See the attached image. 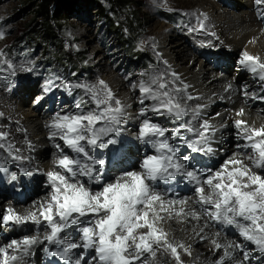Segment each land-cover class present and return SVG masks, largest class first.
Returning a JSON list of instances; mask_svg holds the SVG:
<instances>
[{
	"label": "snow or ice",
	"instance_id": "obj_1",
	"mask_svg": "<svg viewBox=\"0 0 264 264\" xmlns=\"http://www.w3.org/2000/svg\"><path fill=\"white\" fill-rule=\"evenodd\" d=\"M261 2L262 0H256L257 4ZM203 26L201 22L200 27ZM2 37L3 33H0V38ZM2 55L0 52V56ZM258 61V57L245 52L240 63L254 74L259 67L262 70L259 79L264 81V63ZM2 63L4 62L0 61ZM7 67L14 68L11 62H7ZM2 71L4 69L0 67V72ZM161 80L162 77H157L153 78L150 85H145L144 82L140 84L141 104L144 99H151L155 103L150 109L142 107L140 110L139 115L145 118L140 123L138 139L150 144L155 154L145 155L140 164L142 172L126 171L114 182L104 183L95 192L77 177L100 183L97 167L103 169L104 161L95 158L89 149L106 148L115 143V140L105 137L120 132L119 126L124 123L126 116L125 106L114 97L102 80L99 81V89L87 84H69V88L85 89L91 94V102L95 104L88 111L79 109L75 114L63 116L58 113L50 125L57 130L52 133V137L58 136L77 156L70 157L61 150L59 158L54 162L60 171L51 170L46 173L51 193L49 199L40 204L38 212H29L22 216L9 208L2 223L19 225L31 221L39 226L42 218L50 229L44 239L49 244L63 245L62 249L51 254L59 256L66 264H92V261L95 264H135L145 253L154 256V246L170 249L179 264L178 248H184V245L171 243L167 239V233L158 227V221L162 219L159 212L167 211V208L161 195L153 191L147 181L154 183L183 174L189 181L196 183L198 202L210 206L204 211L211 220L234 226L244 240L256 244L259 251L264 253V175L252 170V167L264 169V127L249 128L245 121L236 120V127L241 129L240 138L246 141L243 147L252 150L253 155L248 156L252 167L240 159L226 160L219 171L210 172L201 183L198 174L185 170L177 158V149L169 143L165 135L168 130L146 117L149 110L176 119L185 115L186 109L176 102L166 90L168 85L160 82ZM152 85L157 87L154 89ZM188 99L192 97L188 96ZM237 115L242 116L243 109ZM202 127L204 131L199 133V138L188 143L193 152L211 151L207 147L206 137L209 125L205 123ZM172 135H178V129H174ZM3 138L4 134L0 133V139ZM202 144L205 147H201ZM0 147L3 145L0 144ZM56 147L60 149V145ZM183 159L187 160L188 157ZM4 170V165L0 164V171ZM204 185L210 189L209 194H205ZM73 226L80 234L81 243L61 238L60 234ZM145 228L147 232L139 233L140 229ZM36 243L35 237L26 236L22 241H11L7 248L0 247V255L3 256L0 264H10L19 259L16 255H9L8 249L27 254ZM216 247L219 248L220 245L217 244ZM235 247L242 249L239 244ZM77 248H83L85 252L94 249L95 256L92 261L86 260L84 254L74 258L73 250ZM248 257L249 253L245 251V260Z\"/></svg>",
	"mask_w": 264,
	"mask_h": 264
},
{
	"label": "rangeland",
	"instance_id": "obj_2",
	"mask_svg": "<svg viewBox=\"0 0 264 264\" xmlns=\"http://www.w3.org/2000/svg\"><path fill=\"white\" fill-rule=\"evenodd\" d=\"M123 1L124 3H128L127 8L116 15L110 2L107 0H98V5L93 7H89L86 1L77 0L85 11L79 12L77 9H74L71 13L65 11L62 13V19L58 22L60 27L55 31L61 43L58 45L56 43V45L52 46H56V48L59 47L63 53L68 55V57L70 56V64L56 63L51 59L48 63L49 65H47L45 62L48 56L44 53L45 50L42 49L39 43L40 37L45 31L38 21L29 28V30L34 31L33 33L37 42H34L32 47L30 46L26 49L22 47V41L26 38V31H29L25 30L27 22L30 19L29 6L27 5L29 0H0V33H3V37L0 38V52L3 53V55L0 56V61L4 62L0 64V67L4 69V71L0 72V128L3 125V118L10 116L14 108L13 105L9 107L7 100L9 103L14 104L18 102L20 98H23L26 105L32 104L35 101L36 103L34 102L33 105L39 106L38 110L40 112H44L45 110L49 111L50 117L57 113L61 116L75 114L79 109H84L85 111L91 110L95 107V104L91 102V94L87 93L83 88H69L68 85L87 84L99 89V81L102 80L105 82L102 78L108 74L113 75L117 82H122L127 88L131 89L130 106L128 107L132 110L130 115L137 117L140 121L145 118L139 115L141 108L145 107L150 109L155 102L151 99H144L143 104H141L142 95L140 92V84L144 82L145 85H150V79L153 77L154 70L163 62L162 57H160L154 49V45L151 46V42L153 41L154 43L156 41L157 32L166 31L168 27L172 31L174 27L179 28L192 21L193 18H195L194 15L199 12V0ZM218 1L223 4L225 3V0ZM254 1L256 0H251V3H254ZM102 9L107 15L106 18H103L101 15ZM243 10L249 11V8L243 7ZM109 18L111 21L110 26H108ZM116 28H118V30H116ZM47 42L50 41L47 40ZM186 43L189 45L191 51L195 53L197 48L195 46L193 47V44L187 41ZM125 46L128 47V50L125 49ZM197 51H199V49ZM207 59L211 60L209 62H211L212 65H216V71L219 70L218 72H222V69H219L222 64L220 58L213 60L207 57ZM7 62H11L14 68L8 69ZM235 65L236 62L232 63L225 73L228 78L232 80L238 93L247 94L252 91L256 92L263 90L261 85H256L255 90H252L242 83V81L239 80L241 72L234 68L236 67ZM13 72L14 74H12ZM243 73L246 78L250 75L247 72ZM23 86L26 87L25 91H23ZM260 95H263V92ZM115 98L119 99L117 96H115ZM262 99L263 98H260L259 102H253L254 104L252 103L253 105H251L250 108L255 107L254 105L264 103ZM249 102L250 101H247L246 105ZM191 104L192 108L184 107L186 112L180 119L150 110L146 112V117L152 123L159 124L161 127L168 130L165 135L168 137L169 143L177 149V158L180 157L179 159L184 169L195 171L201 182H203L210 172L219 171L228 157L220 159L221 161L219 160L217 162L216 159L213 160L212 157H210L211 155L209 153L205 151L193 152L188 147L189 142L199 138L198 133H191V131L194 130L195 124H201V126L205 123L208 124L207 118L202 115L198 99H192ZM220 107L226 108L227 113L231 116L233 112L232 107L224 104H221ZM3 112L6 113L5 117L3 116ZM193 116L197 117L196 123L192 122L191 118H193ZM7 123L10 124L15 132H21V124L17 123L13 116L8 117ZM127 124L129 123L127 122L126 114L124 123L119 126V128H121L119 133H124V131L121 132V130H124ZM181 125H184V127H181ZM5 128L6 124L4 129ZM174 129H178V135L176 136L172 135ZM136 131H139V129H136ZM5 132H7V129H5ZM115 135V133H112L108 138L105 137V139L112 138L113 140H118V137ZM117 140L114 144L120 143V141ZM237 142L244 143V140L237 138ZM0 144H2L3 147L7 145L3 139H0ZM109 146H111V144L108 145L106 149L109 148ZM61 150L70 157H74L73 152L64 145L63 141L61 142L60 149L54 148L53 145H49L48 147V153L58 156V158ZM239 150L245 155H253L250 148L243 149L241 147ZM89 151L95 158L104 161L103 169L97 167L100 183H97L95 180H93L94 182L92 183L89 182L87 178L80 177L81 181H83L86 186L89 184L92 187L91 190L95 192L100 190L104 183L114 182L119 174L111 175L110 173L121 171L124 167L119 168L118 164L113 166L108 158L109 155H106L102 148L89 149ZM130 152L131 149L128 148L127 153L129 154ZM184 157H188V159L184 160ZM20 158L22 159L17 164L12 160V154L11 157L5 160V163L12 165V170L17 173H19V168L24 170V174L32 178L31 183H33V185L23 181V183L28 186L29 190L24 200L11 196L7 186L0 190L5 201H10L12 203H27L28 200L35 195L32 193L36 182L33 177H41L42 181L44 178L43 174L38 175L35 173L36 170L33 167H29L28 163H26L28 162V157L25 153L20 155ZM35 159L36 158H34V163H36ZM141 162L142 161L138 157V159H133L130 163H123L122 165H126L127 168L132 166L131 170L135 171L140 168ZM42 171L44 172V170ZM105 171L110 172L108 176H104ZM258 173L264 175V169L259 168ZM180 178L184 179L185 183L177 180L178 185L186 186L184 190L178 188L177 192H182V194L176 195L175 197H173L172 194H167L162 197H172L174 200H183L186 198V193H188L190 189H193L190 194L195 193L196 183L189 181L188 178L182 174H180ZM155 184H153V189L167 193ZM204 187L208 188L207 185H204ZM45 189H47V187H45ZM49 190H46V193ZM41 191H43V189H41L39 193H41ZM207 218L214 231L217 230L224 236L229 235L228 237L234 238L237 243L241 240L239 231L235 230L234 226L217 223L211 220L209 216H207ZM23 226L30 228L29 231H26L28 233H22L21 231H23V229L18 230L16 228L14 230L18 231V233H16V235L12 234L11 237L29 236L34 231V228H36V230L39 229L38 235H44L50 231L47 223L44 222L42 218L39 226L24 224L21 227ZM141 230L142 229L139 230V233H141ZM75 232L77 233L75 228L66 229L62 232V239L68 241L70 234ZM3 240L7 239L0 238V241ZM75 242L81 243L80 234H77ZM186 246L184 245V248H178V251H180V249L184 250L182 254L178 252L180 256L179 264L187 263L189 259V253L185 251ZM192 246L204 256L205 260H215L213 264H218V257L223 256L221 255L223 252L222 249H212L209 245V241L205 239L197 238ZM80 249L82 250V248ZM242 249L236 247L237 254L243 257L244 252L247 251L250 257H248V262L244 260V264H264V253L259 251L256 244L245 241V244H242ZM154 251V256L151 253H145L135 264H178L170 249H165L163 246H154ZM94 256L95 251L91 249L89 253H87L85 259L92 261V257ZM92 264H95V261H92ZM222 264H225V262L223 261Z\"/></svg>",
	"mask_w": 264,
	"mask_h": 264
},
{
	"label": "bare ground",
	"instance_id": "obj_3",
	"mask_svg": "<svg viewBox=\"0 0 264 264\" xmlns=\"http://www.w3.org/2000/svg\"><path fill=\"white\" fill-rule=\"evenodd\" d=\"M225 3L223 4L218 0H199V12L194 15L195 18L192 21L184 24L182 27H174L172 31L168 27L166 31L157 32L156 41L154 43L153 41L150 42L152 43L151 46L154 45L157 54L162 57L163 62L154 70L152 79H149L151 84L153 78L162 77L160 82L168 85L166 90L169 91L170 95L182 107L192 108V99H198L202 115L207 118L209 125L206 137L207 147L211 148V151L205 150V152L209 153L213 160L216 159L218 162L220 159L227 157L229 158L227 160L240 159L246 165L252 167V161L248 159L250 155H245L239 150L241 147L244 149L243 145L246 141L244 140V143L237 142V138H240L241 129L236 127L235 121H245L249 128L264 127V103L254 105L255 107L250 108L254 104L253 102H259L260 98H263L262 100L264 101V81L259 79L262 70L257 67L256 73L254 74L240 63L245 52L251 56L258 57V63H264V0L260 4H257L256 1L251 3V0H225ZM243 7H248L249 11H244ZM201 22H203V28L200 27ZM186 41L193 44V47L195 46L199 51L195 50L196 52L193 53ZM207 57L213 60L220 58L222 64L219 69H222V72H218L219 70L216 71V65H212L209 62L211 60L207 59ZM235 62L236 67L234 68L241 72L239 80L252 90H255L256 85H261L263 90L252 91L247 94L238 93L232 80L225 73L231 64ZM243 72L250 74L248 78L244 76ZM102 79L105 80L106 85L112 91L113 95L117 96L125 106L127 122L129 123L125 126L124 130H121L124 133H119V135L115 133V136L120 141L119 144L113 143L109 148L102 149L106 155H109L108 158L113 166L118 164L119 168L124 167L121 171H132V166L127 168L126 165L122 164L130 163L131 160L138 159V157L143 161L146 154L153 155L155 151L150 144L138 139V131L136 129H139L141 121L137 117L130 115L132 110L128 108L130 106L131 89L127 88L124 83L117 82L111 74L103 76ZM152 87L155 89L157 85H152ZM176 89L180 91L177 92ZM25 90L26 87L23 86V91ZM262 92L263 95H260ZM188 96H191L192 99L189 100ZM247 101L250 102L246 105ZM33 103L26 105L23 98H20L14 104L9 103L7 100L9 107L14 106L10 116H13L15 121L21 124V132H15L10 124H8L9 121L7 123V119L10 116L5 117L6 113L3 112V116L6 119L3 118V121L1 119L3 125L0 128V133L4 134L3 140L7 145L0 148V164H3L5 168L4 171H0V178L2 179L4 187L7 186L9 188L10 185L15 186L19 183V187L28 188L23 183L24 180L18 177L19 173L12 170V165L5 163V160L11 157L12 154L13 157L20 158V155L23 153L28 157V162L26 163H28L29 167H33L36 170V174H43L44 178L43 181L41 177L38 178L35 176L33 178L36 182L32 193L35 195L27 203L5 201L0 191V222H2L6 210L9 208L22 216L28 215L29 212H38L40 204L47 201L51 193V187L46 173L51 170L60 171V169L55 167L54 163L58 159V156L48 153L49 145L57 148L56 145H61L62 142L58 136L52 137V133L57 130L50 126L58 113H54L56 116L51 115L50 117L49 111L45 110L44 112H40L38 110L39 106H34ZM221 104L232 107L233 112L231 116L227 113L226 108L220 107ZM241 109H243V115H237ZM191 119L193 123H196V116H193ZM5 124L7 132L4 129ZM202 131L204 129L201 124H195L194 130L191 133L194 132L199 135ZM201 147H205V145L202 144ZM128 148L131 149L129 154L127 153ZM73 154L74 157L77 156L76 153ZM34 158H36V163H34ZM21 159L12 160L18 164ZM252 170L258 173L259 168L252 167ZM121 171L111 173L105 171L104 176H108L110 173L111 175L119 174L118 177H120L124 173ZM135 171L142 172L143 170L140 167ZM12 180L15 182H11ZM177 180L185 183L180 177ZM91 182L93 183L94 181ZM147 183L153 189V184L155 183L152 181H147ZM87 187L92 188L89 184H87ZM185 188L186 186L184 185L179 186L181 190ZM204 188L205 194H209L210 189L207 187ZM41 189L43 191L39 193ZM46 190L50 192L47 191L46 193ZM153 191L161 195L167 208V211L159 212L162 219L158 221V227L167 233V239L171 243L188 246L185 248L189 253V259L184 264L214 263L215 260H205L204 256L192 246L197 238L209 241L212 249L223 250L221 254L223 256L218 257L219 262L224 261L225 264H244L245 258L237 254L235 245L240 243L239 245L242 246L246 240L241 237V240L237 243L234 238L228 237L229 235L224 236L217 230L214 231L211 223L208 221V215L204 211V208H210V206L201 205L198 202L199 197L197 193L190 194L193 189H190L186 193V198L183 200L162 197L163 195L166 196L167 193H163L161 190L153 189ZM177 194L181 195L182 192ZM178 201H186V203H179ZM24 224L36 225L31 221L19 225ZM8 227L11 229L10 237L12 234L16 235L18 233V231L14 230L17 228V224L10 223ZM35 230L36 228H34ZM235 230L238 229L235 228ZM34 231L31 235L27 236L37 239V243L32 245L30 250H37V247L46 241L44 237L48 234L38 235ZM142 232H147V229H142ZM71 234L73 238L77 237L76 232ZM10 237L7 240L0 241V247L7 248L11 241L15 239L22 241L26 236ZM217 244L220 245L219 248L216 247ZM82 250L80 248L74 250L76 251V257L80 254H84L87 257L85 250L83 248ZM183 251L180 249L178 252L182 254ZM8 254L20 257L24 253L22 251L13 252L12 249H8ZM39 257L40 255L36 253L35 259L38 260ZM249 258L246 262L249 261ZM2 259L3 256L0 255V260Z\"/></svg>",
	"mask_w": 264,
	"mask_h": 264
},
{
	"label": "trees",
	"instance_id": "obj_4",
	"mask_svg": "<svg viewBox=\"0 0 264 264\" xmlns=\"http://www.w3.org/2000/svg\"><path fill=\"white\" fill-rule=\"evenodd\" d=\"M87 2L89 7L97 6L98 0H83ZM110 2L113 11L115 14L127 8L128 3H124L123 0H107ZM29 6L30 19L27 22L25 30H29L38 21V23L44 28L45 33L41 35L39 43L42 46V49L45 50L44 53L47 54L46 64L53 59L56 63L60 64H70V56L63 53L60 48L52 47L61 43L58 36L56 35V29L60 27L58 22L62 19V13L65 11L71 13L72 10L77 9L80 11H85L83 7L80 6V3L77 0H29L27 4ZM80 6V7H79ZM85 8V7H84ZM101 11V10H100ZM103 18H106V13L101 11ZM111 21L108 19V26H110ZM118 30V28H116ZM133 30V29H132ZM33 30L26 31L25 39H23L22 44L23 48L32 47L34 42H37V39L33 33ZM119 36V34H118ZM26 40V41H25ZM50 41V42H47ZM125 49L128 50V47L125 46Z\"/></svg>",
	"mask_w": 264,
	"mask_h": 264
}]
</instances>
